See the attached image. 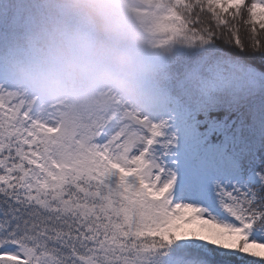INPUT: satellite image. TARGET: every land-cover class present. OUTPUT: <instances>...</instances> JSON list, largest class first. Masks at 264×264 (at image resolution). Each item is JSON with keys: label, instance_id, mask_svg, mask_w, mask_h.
I'll return each mask as SVG.
<instances>
[{"label": "snow or ice", "instance_id": "1", "mask_svg": "<svg viewBox=\"0 0 264 264\" xmlns=\"http://www.w3.org/2000/svg\"><path fill=\"white\" fill-rule=\"evenodd\" d=\"M158 6L181 52L148 115L74 125L0 83V264H264V0Z\"/></svg>", "mask_w": 264, "mask_h": 264}, {"label": "clouds", "instance_id": "2", "mask_svg": "<svg viewBox=\"0 0 264 264\" xmlns=\"http://www.w3.org/2000/svg\"><path fill=\"white\" fill-rule=\"evenodd\" d=\"M23 38L0 54L17 82L41 95H73L103 83L138 100L159 69L141 51L125 0H35Z\"/></svg>", "mask_w": 264, "mask_h": 264}, {"label": "trees", "instance_id": "3", "mask_svg": "<svg viewBox=\"0 0 264 264\" xmlns=\"http://www.w3.org/2000/svg\"><path fill=\"white\" fill-rule=\"evenodd\" d=\"M34 2L35 0H0V54L13 41L23 38L30 25L25 8ZM159 2L160 0H125L130 21L142 41L141 51L147 61L160 70L156 86L147 92L160 105L174 77L175 63L181 47L171 38L169 32L160 27ZM246 3L250 4L251 0H246ZM200 18L212 23L211 14L206 9ZM247 19L246 11L242 10L241 16L231 21L242 39L247 37L251 27L250 24H245ZM131 100L116 89L98 83L73 95H67L66 103L76 122L102 124L104 115L116 114Z\"/></svg>", "mask_w": 264, "mask_h": 264}, {"label": "rangeland", "instance_id": "4", "mask_svg": "<svg viewBox=\"0 0 264 264\" xmlns=\"http://www.w3.org/2000/svg\"><path fill=\"white\" fill-rule=\"evenodd\" d=\"M12 76L7 73L3 65L0 64V83H5L17 90L39 111L58 121L76 124L70 116L65 104V95H41L37 94L23 86L16 79H11ZM157 104L149 99L148 94L143 95L138 100H132L120 108L116 115H104L103 125L116 124L121 121H130L133 117H139L152 113Z\"/></svg>", "mask_w": 264, "mask_h": 264}]
</instances>
